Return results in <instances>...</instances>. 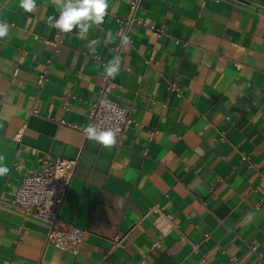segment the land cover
Wrapping results in <instances>:
<instances>
[{
    "label": "crops",
    "instance_id": "1",
    "mask_svg": "<svg viewBox=\"0 0 264 264\" xmlns=\"http://www.w3.org/2000/svg\"><path fill=\"white\" fill-rule=\"evenodd\" d=\"M131 1L108 0L102 25L86 39L78 27L62 33L55 50L51 0H36L31 13L0 0L9 28L0 40V155L9 169L0 195L36 166V151L76 160L59 219L86 231L74 255L46 245L45 221L1 205L0 264H264V3L142 0L137 20L162 34L133 26L121 46ZM117 56L110 99L133 124L105 148L82 130ZM160 215L177 228L163 235Z\"/></svg>",
    "mask_w": 264,
    "mask_h": 264
},
{
    "label": "built area",
    "instance_id": "2",
    "mask_svg": "<svg viewBox=\"0 0 264 264\" xmlns=\"http://www.w3.org/2000/svg\"><path fill=\"white\" fill-rule=\"evenodd\" d=\"M142 0H132L130 2V11L126 18L119 19L124 26V35L130 40V31L133 26H140L150 30L153 35L160 36L162 31L153 27H148L141 23L136 18V13L140 8ZM62 43V33L58 30L55 36L47 41L55 50ZM126 44L122 39L121 46ZM118 52L120 48L116 49ZM115 63H119L118 56L115 58ZM52 65V59H48L38 77L37 84L41 87L48 81L49 70ZM114 84L112 77L103 76L100 84V91L96 101L89 104V122L88 126L95 125L98 131L112 129L117 132V145H120L121 136L128 131L133 124L127 111L120 107L117 103L110 99V94ZM167 90L180 97L178 86L175 83L168 85ZM73 98L71 96L64 97L63 109L68 110ZM36 112V111H35ZM83 134L86 136L84 129ZM221 140H225L223 132ZM87 137V136H86ZM244 164L249 163L247 157L243 158ZM252 166V165H250ZM77 167L76 160L52 159L49 155H45L36 151V166L34 168L24 169L20 176L19 186L14 192H2L0 195V206L6 205L16 211H19L26 216H34L48 224V232L46 236V245L54 246L65 252L77 255L81 251L86 231L75 226L65 225L61 223L59 216L67 197L75 169ZM18 171L20 168L16 167ZM261 182H264V176L260 177ZM262 204L256 205V208ZM155 211L160 212L158 207ZM156 227L163 234H167L170 230L177 227L172 222L171 216L160 215L155 221ZM112 249L121 243L119 237L112 239ZM156 246V245H155ZM143 263V262H142Z\"/></svg>",
    "mask_w": 264,
    "mask_h": 264
},
{
    "label": "clouds",
    "instance_id": "3",
    "mask_svg": "<svg viewBox=\"0 0 264 264\" xmlns=\"http://www.w3.org/2000/svg\"><path fill=\"white\" fill-rule=\"evenodd\" d=\"M54 8L60 13L58 19L49 18V26L58 29L61 33H70L74 27L79 28L78 38L86 39L88 30L93 25L100 26L104 23L105 16L108 15V0H51ZM19 7L25 12L31 13L36 8V0H19ZM9 28L4 22H0V40L8 36ZM125 43L128 37L123 36ZM98 40H92L88 44L89 51L94 52L93 45L98 44ZM110 60L105 66V75L114 78L119 72V63ZM88 139L95 141L102 147L114 146L117 142V132L112 129L98 131L95 125H90L84 129ZM4 157L0 155V177L9 171L4 166Z\"/></svg>",
    "mask_w": 264,
    "mask_h": 264
},
{
    "label": "water",
    "instance_id": "4",
    "mask_svg": "<svg viewBox=\"0 0 264 264\" xmlns=\"http://www.w3.org/2000/svg\"><path fill=\"white\" fill-rule=\"evenodd\" d=\"M258 1H261V2H263V3H264V0H258Z\"/></svg>",
    "mask_w": 264,
    "mask_h": 264
}]
</instances>
